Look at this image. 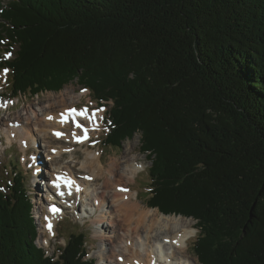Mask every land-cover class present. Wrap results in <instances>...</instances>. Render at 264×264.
Wrapping results in <instances>:
<instances>
[{"label": "trees", "instance_id": "1", "mask_svg": "<svg viewBox=\"0 0 264 264\" xmlns=\"http://www.w3.org/2000/svg\"><path fill=\"white\" fill-rule=\"evenodd\" d=\"M0 41L15 89L77 81L113 103L108 144L143 132L147 204L197 220L201 264H264V0H7ZM15 175L0 185V264H96L80 226L59 255L37 243Z\"/></svg>", "mask_w": 264, "mask_h": 264}, {"label": "rangeland", "instance_id": "2", "mask_svg": "<svg viewBox=\"0 0 264 264\" xmlns=\"http://www.w3.org/2000/svg\"><path fill=\"white\" fill-rule=\"evenodd\" d=\"M0 1L1 4H6L7 2V0ZM2 44L3 42L0 41V65L4 62V58H11L15 55L9 52L7 50V47H4ZM17 65H20L19 60L17 62ZM10 69V67L7 68V72H5L6 68H4V66L0 67V100L8 102L7 108L3 107L0 109V120L13 121L17 120L15 119V117L17 116L22 117L24 121L32 122L31 125L36 128V130H40L38 131V136H40V138L42 139L34 142L30 147L24 145L20 141L9 142L6 130V122H1L0 185H3L6 188L8 186H6V184L8 183L14 171L13 169H10L8 172L6 171V164L8 167L11 166V162L8 160L12 158L15 163H17L18 161L24 172L30 175V192L33 195L34 201L33 212L35 215L36 227L38 228L39 232L37 243L41 247H43L49 255H59L61 254V251L58 249V247L66 244V239L64 237L65 228H68L66 227V224L70 227H75V229L76 227L80 226L81 229L85 231V233L89 236L88 257L96 258V264H106L107 262L111 264L110 261L112 262L115 260V257L112 255V251L114 249L109 243V241L106 240L101 233H103L107 237L113 235V227H111V225H108L109 223H112V225L115 226L114 223H116V218L113 217V219L111 220L112 216L110 217V214L107 212L100 214L102 213L101 211L103 210V208H98V213H96L95 207L97 206V204H95L96 206H94L93 198L87 193L80 194L71 186L70 188L73 195H70L71 193L69 190H67L65 184L61 186V190H58L57 187L49 188V186L53 185L51 179L54 177V175L57 176L59 174H63L61 173V171L65 173L67 172V170H73L75 176L79 179H82L87 173L82 170L83 168L81 167V165L85 160L88 151L98 150L101 152V160L104 164V168H109L111 161L117 158L116 160L122 159L119 165H117V168L119 169L123 167L124 164H126V162H123L125 159H128V164L130 165L131 159H129V157L139 156L140 161L144 162L146 164V167L143 170L137 172L135 174L134 179L129 183L132 190L136 192L135 200L139 201L145 208H148L149 205L147 204L146 200L149 194L147 191L151 186L152 178H149L147 171L149 170V166H151L152 161L148 155V151L143 150V132H136L133 135L122 139L123 141H119L117 144L113 143L112 145H110L107 142V138H110L114 132L116 133V131L113 130L115 126L114 123H112V114L109 112L112 108L111 105L104 107L99 106L98 103L93 100L88 90L82 92L85 89H83L81 85L77 83V81H72L68 83L60 90H48L44 91V93L41 94H30L22 92L19 89H15L12 83H9V80H11V77L8 76ZM67 93H69V95H71L72 93V95L76 96L74 97L73 101L68 100L70 96H68ZM62 97L66 100L61 101L63 99ZM51 102H55V104H51L52 107H50L51 109L47 110V112L52 115V118L58 116L62 112L60 111V109H62L63 107L66 108L67 106L72 107L80 105L81 108L88 107L90 112L93 109H103L101 114H98V119L101 120L102 124L97 125L95 123V125H92L91 122L89 123L84 120L79 121L81 125L86 127L88 131L91 132V135H89L87 141L85 142H78L77 140L73 141L72 137L67 139L53 138V134L51 132L47 133L46 131L51 130L52 126H50V123L47 122V118L44 115L39 116L36 119L34 117V119L27 118L29 116L30 109L33 106H43L44 109H46L49 103ZM62 104L67 105L62 106ZM41 111L43 110L39 111L40 114ZM56 112L58 113V115H56ZM71 122L72 123H70V125L66 129L68 130V132H71L72 129L76 128V123H74L75 121ZM96 126H98V128ZM32 133L33 131L30 129L28 135ZM79 134L84 136V130L80 129ZM43 135L49 136V138H45L43 137ZM11 136L18 137V135L15 134L14 131H11ZM113 137H115V134ZM28 148H30V154L26 157V154L28 153ZM46 150L48 152H46ZM60 152L61 154L63 153L62 156ZM49 153L50 156L48 155ZM55 156L56 158H54ZM15 158L17 160H15ZM61 166L63 170L61 169ZM68 166H70L71 169ZM2 167L4 168L5 172L8 173L7 175ZM119 170L116 177L117 182L123 181L124 183H126L125 181H128L127 176H124L122 174L121 169ZM106 171H104V175L99 178L100 181H98V183L96 181L91 182L93 184L92 186L95 185L94 188H96V186H100V183H103L105 181L108 176V173L106 174ZM47 187L50 193L49 195H51V198H53L52 200L48 199ZM90 191L91 188L88 190V192ZM61 193L63 194L61 195ZM139 193L140 195L138 196ZM66 195L74 196V198H68L66 197ZM81 198L83 201L81 200ZM53 206H55L58 211L53 212ZM153 208H157V210L160 211L158 207ZM162 213L164 212H159V214ZM105 214L106 218L105 220H103V222L97 221L101 215L104 216ZM164 214H174L177 216H182L185 218V221L193 222L195 227L197 228V220H195L193 217H187L175 213ZM50 215L54 216L53 222L55 223V226L52 225L53 233L45 228ZM146 228L147 227H145L143 230L146 231ZM198 232L199 229L197 228V233H195L193 237L190 238L188 241L189 245L187 251L185 252V254L184 252H182V254L179 255V259H183L180 261H185L187 262V264H201L198 260V257L192 252L191 248ZM154 243L156 244L157 240H154ZM162 250L164 251L165 249ZM167 251L170 250L167 249ZM166 258H169V256L165 255V259ZM177 261L179 262L178 259ZM172 262L175 261L173 260Z\"/></svg>", "mask_w": 264, "mask_h": 264}, {"label": "bare ground", "instance_id": "3", "mask_svg": "<svg viewBox=\"0 0 264 264\" xmlns=\"http://www.w3.org/2000/svg\"><path fill=\"white\" fill-rule=\"evenodd\" d=\"M67 95L70 96L68 100L71 101H73L74 97H76L72 95V93L71 95L67 93ZM65 100L66 99L63 98L61 101H65ZM51 104H55V102L49 103L46 109H44L43 106H38V105H37L38 107L33 106L30 109V113L27 118L36 119L37 117L44 115L47 118V122L50 123V126H52L51 130H46V131L47 133L51 132L53 134V138L67 139L72 137L73 141L76 140L80 141L77 139V137L79 136L82 137V135L79 134V130L80 129L83 130V128L76 126V128L72 129L71 132H68V130L66 129L70 125V123H72L71 121L74 120H71L72 118L70 117L67 120V122H64L62 120L61 114L58 115L57 112L56 115L58 116L52 118V115L47 112V110L51 109L50 108L52 107ZM67 104H62V106ZM7 105H8L7 101L0 100V109L3 107L7 108ZM67 109H69L68 106L66 108L63 107L62 109H60V111H63L64 113ZM40 110H43L41 111V114L39 113ZM91 112L89 111V114H91ZM101 112L102 111L96 113L95 120L88 119L85 116H78L80 118H75V121L84 120L89 123L91 122L92 125H95V123L97 125L102 124L101 120L98 119V114H101ZM49 117H51V119H49ZM15 119L17 120H13V121L11 120L7 121L4 119H3L4 121L0 120V124L1 122H6L7 125L6 130H7L9 142L20 141L24 145L29 146L33 144L35 140L42 139L40 138V136H38L39 135L38 131L40 130H36V128H34L31 125L32 122H26L22 119V117H18V116L15 117ZM96 127L98 128V126ZM30 129L33 131V133L28 135ZM11 131H14L15 134L18 135V137H12ZM57 133H62V135L58 136ZM74 133L75 135H73ZM89 135H91L90 131L87 132V137ZM43 137L49 138V136L46 135H43ZM46 152L48 151L46 150ZM48 155L50 156V153ZM54 158H56V156ZM116 159H113L111 161L109 168L108 167L104 168V164L101 160V152L98 150L88 151L87 156L81 165V167L83 168L82 170L85 173H87L84 175L83 178L80 177L82 179L77 178L73 170H67V173L64 174L65 175L64 177L66 179L57 180L58 177H61V176H57L52 179L53 183L54 182L59 183L60 187L58 188V190L59 189L61 190V186L63 185L62 183H64L65 180L73 181L71 186L76 191H78V193L80 194L87 193L93 198L94 206H96L95 204H97V206L95 207L96 213H98L97 212L98 208H103V210L101 211L102 213L100 214L107 212L110 214V217L112 216L111 220L113 219V217L116 218V223H114L115 226L112 225V223H109L108 225V226L111 225V227H113L112 231L114 232V234L111 235L110 237H107L103 233H101L102 236L109 241V243L112 245L114 249L112 251L113 252L112 255L115 257V260L112 262L110 261L111 264H187V262L185 261L184 262L180 261L183 259H179V255L182 254V252H184L185 254L189 245L188 243L189 239L192 238L195 233H197V228L195 227L194 223L190 221H185V218L182 216H177L174 214H164V213L159 214L160 211H158L157 208H153V207H152L153 209L151 207L145 208L139 201L135 200L136 192L132 190L129 182H131L134 179L135 174L137 172L143 170L146 167V164L140 161L139 156H130L129 159H131V163H132V164L130 163V165L128 164V159H125L123 162H126V164H124V166L119 169H121V172L124 176H127L128 181H125L126 183H124L123 181L117 182L116 177L119 170L117 168V165H119L122 159L121 160H116ZM104 171H106V174L108 173L107 178L103 183H100V186H96V188H94L95 185L92 186L93 184L91 182L96 181L98 183V181H100L99 178L104 175ZM61 173L64 172L61 171ZM54 186L56 187V184H54ZM66 188L67 190L70 191L71 193L70 195H72L71 188H69L68 184H66ZM90 188L91 191L88 192ZM47 192H48L47 194L48 199L52 200L53 198H51V195H49L50 193L48 190ZM70 195H66V197L74 198V196H70ZM53 215L49 216L47 225L45 227L52 233H53L52 227L50 229L48 225L49 223H51V225L55 226V223L53 222L54 221ZM105 218H106V214L104 216L101 215L97 221L103 222ZM145 227H147L145 229L146 231L143 230ZM117 229H118V234H117ZM154 240H157L156 244L154 243ZM161 249L170 250L167 251L169 258L165 259L162 255L157 253ZM177 259L179 260V262L177 261ZM173 260L175 262H172ZM106 264H109V262H107Z\"/></svg>", "mask_w": 264, "mask_h": 264}, {"label": "snow or ice", "instance_id": "4", "mask_svg": "<svg viewBox=\"0 0 264 264\" xmlns=\"http://www.w3.org/2000/svg\"><path fill=\"white\" fill-rule=\"evenodd\" d=\"M5 72H7V69L5 70ZM84 91H86V89ZM99 111H103V109H95V110H93L91 112V114H89V110L87 108H83V109H79V110L78 109H75V108H70V109H67L64 113H61V117H62V120L64 122H67V120L69 119V117H71L75 121V117L76 116H85L88 119L95 120L96 113L99 112ZM49 119H51V117H49ZM75 122H76V126L83 128L84 133H85V135L83 137H77V139L80 140V141H82L83 139H87L88 129L86 127H84L83 125H81L79 123V121H75ZM57 135L58 136L59 135H62V133H57ZM73 135H75V133ZM61 179H63V178L62 177H58L57 178V180H61ZM64 182L69 185V188L71 187V184L73 183V181H71V180H65ZM54 183L56 184V187L57 188L60 187V184L59 183H56V182H54ZM62 194L63 193H61V195ZM52 211L55 212V211H58V209L55 208V206H53ZM48 227L51 229V227H52L51 223H49Z\"/></svg>", "mask_w": 264, "mask_h": 264}]
</instances>
